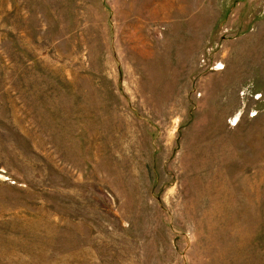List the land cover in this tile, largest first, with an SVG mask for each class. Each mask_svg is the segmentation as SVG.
<instances>
[{
	"label": "rangeland",
	"instance_id": "rangeland-1",
	"mask_svg": "<svg viewBox=\"0 0 264 264\" xmlns=\"http://www.w3.org/2000/svg\"><path fill=\"white\" fill-rule=\"evenodd\" d=\"M0 264H264V0H0Z\"/></svg>",
	"mask_w": 264,
	"mask_h": 264
}]
</instances>
